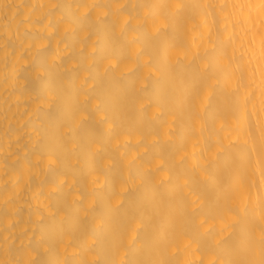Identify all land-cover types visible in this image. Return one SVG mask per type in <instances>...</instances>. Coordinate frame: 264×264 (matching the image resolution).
I'll return each instance as SVG.
<instances>
[{
    "label": "bare ground",
    "instance_id": "1",
    "mask_svg": "<svg viewBox=\"0 0 264 264\" xmlns=\"http://www.w3.org/2000/svg\"><path fill=\"white\" fill-rule=\"evenodd\" d=\"M264 0H0V264H264Z\"/></svg>",
    "mask_w": 264,
    "mask_h": 264
},
{
    "label": "snow or ice",
    "instance_id": "2",
    "mask_svg": "<svg viewBox=\"0 0 264 264\" xmlns=\"http://www.w3.org/2000/svg\"><path fill=\"white\" fill-rule=\"evenodd\" d=\"M261 8L264 9V3L261 4Z\"/></svg>",
    "mask_w": 264,
    "mask_h": 264
}]
</instances>
